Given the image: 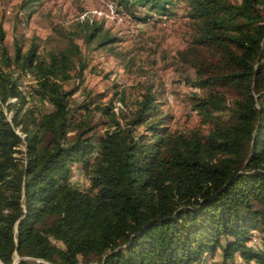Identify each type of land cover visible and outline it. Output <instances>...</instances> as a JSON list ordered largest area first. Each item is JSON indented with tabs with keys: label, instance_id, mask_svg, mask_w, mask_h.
I'll use <instances>...</instances> for the list:
<instances>
[{
	"label": "trees",
	"instance_id": "16d2710c",
	"mask_svg": "<svg viewBox=\"0 0 264 264\" xmlns=\"http://www.w3.org/2000/svg\"><path fill=\"white\" fill-rule=\"evenodd\" d=\"M187 1L200 23L198 43L223 54L221 65L199 70L195 85L237 88L230 121L216 122L205 135L167 138L148 87L127 126L102 139L90 191L68 182V164L87 166L94 150L92 126L86 119L75 122L69 106L74 89L63 87L73 78L77 46L42 61L36 46L22 52L16 44L10 56L0 27L2 62L34 71L36 94L53 107L39 119L13 117L23 137L0 109V264H12L15 253V264H77L78 255L94 257L95 264H196L217 250L223 263L237 255L246 264H264V0ZM118 2L158 11L167 4ZM100 33L94 28L89 38ZM84 68L79 61L78 77ZM209 97L197 107H225L224 97ZM8 98L24 101L10 74L0 71L1 103ZM111 111L102 108L114 119ZM146 123L149 134L134 132Z\"/></svg>",
	"mask_w": 264,
	"mask_h": 264
},
{
	"label": "rangeland",
	"instance_id": "374dc122",
	"mask_svg": "<svg viewBox=\"0 0 264 264\" xmlns=\"http://www.w3.org/2000/svg\"><path fill=\"white\" fill-rule=\"evenodd\" d=\"M0 27L4 30L2 44L10 56L16 44L22 52L36 46L37 59L42 61H47L50 53L77 46L79 53L72 56L74 65L70 71L73 78L64 82L63 87L74 89L69 106L74 109L75 122L86 119L92 126L89 134L94 150L87 158V166L82 162L68 164L69 184L82 191L91 189L92 169L102 139L116 126H127L136 102L148 87L155 94L159 126L167 138L205 135L216 122L228 123L229 108L240 98L233 86L195 85L201 77L199 70L221 65L223 54L215 45L198 43L200 23L193 17L187 0H167L162 11L124 6L118 0H36L26 6L22 0H0ZM94 28L101 33L89 38ZM79 61L85 64L80 77L75 73ZM0 71L10 74L24 97V101H0L6 120L23 137L22 126L14 125L12 118L20 119L26 113L39 119L53 107L36 94L34 71L23 72L13 64L7 68L1 56ZM215 94L225 98L221 111L197 107L199 100ZM8 103L14 106L8 108ZM82 105L87 109L78 108ZM108 106L114 119L102 112ZM147 124L134 132L149 134ZM73 134L70 132L69 136ZM48 140V135L43 137L44 143ZM19 149L23 151L24 147ZM14 155L22 158L21 152ZM220 254L217 250L212 256L204 255L203 261L196 264H246L237 255L234 261L223 263ZM17 260L15 253L13 263ZM77 264H95L94 257L78 255Z\"/></svg>",
	"mask_w": 264,
	"mask_h": 264
},
{
	"label": "built area",
	"instance_id": "2783aa9c",
	"mask_svg": "<svg viewBox=\"0 0 264 264\" xmlns=\"http://www.w3.org/2000/svg\"><path fill=\"white\" fill-rule=\"evenodd\" d=\"M116 109H117V107H116ZM257 242V239L256 238H254L253 239V243H256Z\"/></svg>",
	"mask_w": 264,
	"mask_h": 264
},
{
	"label": "water",
	"instance_id": "95a60500",
	"mask_svg": "<svg viewBox=\"0 0 264 264\" xmlns=\"http://www.w3.org/2000/svg\"><path fill=\"white\" fill-rule=\"evenodd\" d=\"M18 261V260H17ZM17 261H15L13 264H15Z\"/></svg>",
	"mask_w": 264,
	"mask_h": 264
}]
</instances>
